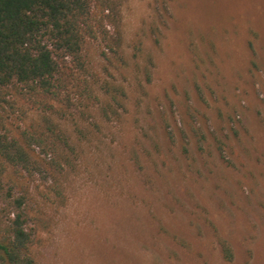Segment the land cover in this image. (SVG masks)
<instances>
[{
	"label": "rangeland",
	"instance_id": "374dc122",
	"mask_svg": "<svg viewBox=\"0 0 264 264\" xmlns=\"http://www.w3.org/2000/svg\"><path fill=\"white\" fill-rule=\"evenodd\" d=\"M107 1L89 90L4 106L60 141L26 180L32 256L264 264V0Z\"/></svg>",
	"mask_w": 264,
	"mask_h": 264
},
{
	"label": "trees",
	"instance_id": "16d2710c",
	"mask_svg": "<svg viewBox=\"0 0 264 264\" xmlns=\"http://www.w3.org/2000/svg\"><path fill=\"white\" fill-rule=\"evenodd\" d=\"M107 2L0 0V264H37L26 180L52 175L60 166V141L53 132L14 127L4 106L21 99L57 101L79 84L89 90L85 47L98 33L107 35L102 23ZM99 3L101 17L94 10ZM220 245L231 261L229 242L220 239Z\"/></svg>",
	"mask_w": 264,
	"mask_h": 264
}]
</instances>
